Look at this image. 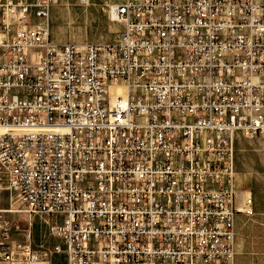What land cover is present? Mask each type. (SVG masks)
<instances>
[{
	"label": "built area",
	"instance_id": "built-area-1",
	"mask_svg": "<svg viewBox=\"0 0 264 264\" xmlns=\"http://www.w3.org/2000/svg\"><path fill=\"white\" fill-rule=\"evenodd\" d=\"M58 2L0 0V264H44L35 216L61 217L46 224L66 264H236L264 0H122L116 42L83 44L53 40Z\"/></svg>",
	"mask_w": 264,
	"mask_h": 264
},
{
	"label": "rangeland",
	"instance_id": "rangeland-1",
	"mask_svg": "<svg viewBox=\"0 0 264 264\" xmlns=\"http://www.w3.org/2000/svg\"><path fill=\"white\" fill-rule=\"evenodd\" d=\"M122 0H59L51 15V33L55 42L65 44L115 43L122 25L115 21L112 8ZM236 167L240 184L252 191L256 214L247 217L256 221L254 237L249 241V253L254 251L255 264H264V136L239 135L236 143ZM15 196L9 191L1 193L3 201L0 208H10ZM13 216H8L12 219ZM26 228L25 215L14 216ZM61 220V217L43 218L35 216L33 220V246L43 259L44 264H66V256L51 254L56 246L63 249V241L48 232L46 221ZM22 234H11L7 243L13 246Z\"/></svg>",
	"mask_w": 264,
	"mask_h": 264
},
{
	"label": "crops",
	"instance_id": "crops-1",
	"mask_svg": "<svg viewBox=\"0 0 264 264\" xmlns=\"http://www.w3.org/2000/svg\"><path fill=\"white\" fill-rule=\"evenodd\" d=\"M1 196V194H0ZM3 201L0 197V203ZM256 221H249L243 215H239L236 219V264H255L254 251L249 253V241L254 237L256 229Z\"/></svg>",
	"mask_w": 264,
	"mask_h": 264
},
{
	"label": "bare ground",
	"instance_id": "bare-ground-1",
	"mask_svg": "<svg viewBox=\"0 0 264 264\" xmlns=\"http://www.w3.org/2000/svg\"><path fill=\"white\" fill-rule=\"evenodd\" d=\"M111 12H112L113 17H115V7L112 8Z\"/></svg>",
	"mask_w": 264,
	"mask_h": 264
}]
</instances>
